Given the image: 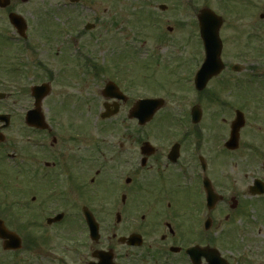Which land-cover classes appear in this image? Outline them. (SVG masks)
<instances>
[{"label":"flooded vegetation","instance_id":"af4514ba","mask_svg":"<svg viewBox=\"0 0 264 264\" xmlns=\"http://www.w3.org/2000/svg\"><path fill=\"white\" fill-rule=\"evenodd\" d=\"M16 1L0 10L16 12ZM63 1L64 9L52 11L62 24L49 20L37 30L33 41L28 31L24 38L14 32V37H9L16 40L19 51L37 52L40 80L35 85H43L48 92L39 104L45 128L26 124L30 135L23 149L15 146L12 150V171L5 164V128L0 122V228L16 232L21 239V246L13 249L0 236V264H192L187 249L193 245L200 246V264H240L228 254L237 246V236L250 245L256 243L250 234L264 238V93L239 101L241 82L264 91V51L243 57L250 62H245L243 69L224 59L221 74L199 88L195 76L204 61V49L198 16L202 8L210 7L209 0L201 5L198 0H178L177 17H172L178 19L174 25L168 21L165 27L149 10L145 25L138 27L140 32L146 28V34L152 32L153 40L162 38L169 48L167 55L158 49L146 58L151 62L154 57L162 71L174 73L178 86L184 84L185 76L187 83L179 96L170 89L144 93L136 74L132 81L139 54L134 46L122 52L114 45L115 50L107 48L110 54L101 60L98 54H85L92 41L101 39L98 30L102 28L111 31L109 44L117 39L113 14L97 7L99 0ZM239 5L235 11L244 20L243 32L248 33L244 46L264 47V4L253 15L252 0H239ZM158 8L166 12L169 7L162 3ZM178 11H182L181 17ZM144 13H130L131 30L136 28L133 18ZM40 16L45 19L47 13ZM227 16L226 24L232 18ZM142 41L146 43V39ZM43 47H60L55 54L60 57L54 63L40 58ZM189 48L200 49V55L188 76L184 68L186 56L193 53ZM27 66L21 61L10 62L5 71L22 73ZM246 69L250 73L239 79L237 74ZM31 87V101L19 114L24 123L26 115L37 109ZM148 98L160 99L163 105L149 120L144 109L140 115L137 112L138 118L132 116L138 101ZM240 111L245 125L234 143L231 130ZM10 113L12 117L14 112ZM224 113L221 128L227 127V131L213 141L210 117ZM160 118L169 119L168 128L152 130L151 123ZM98 122L100 134L91 129L98 127ZM129 124L140 130L131 132ZM216 161L224 166L223 182L215 177ZM27 168L32 179L34 170L38 183L20 190ZM7 171L15 173V190L10 184V191L8 185H2V181H12ZM10 200L16 205L14 217L9 216ZM90 223L97 225L96 235ZM229 239L233 242L222 244ZM166 250L168 257L160 260Z\"/></svg>","mask_w":264,"mask_h":264},{"label":"rangeland","instance_id":"374dc122","mask_svg":"<svg viewBox=\"0 0 264 264\" xmlns=\"http://www.w3.org/2000/svg\"><path fill=\"white\" fill-rule=\"evenodd\" d=\"M99 0V4L97 7H101L102 9L107 8L112 15V19L117 20L118 26L117 28L115 27V30H117V34L114 35L117 37V39H113L111 41V44L107 42V39L110 37L111 31H104V28L101 30H98L100 33L101 39L97 41H92L86 48H85V54L88 56H98V60H101L103 55H108L110 54L108 49H112L113 51L115 50L114 45L119 46L120 48L118 51L125 52L128 50L131 46H134V50L136 52H139L138 56H136V73H133L132 75V81L134 80L135 74H136V80L137 84L143 89L144 93H149V94H157L158 91H161L162 89H170L175 95L179 96L180 95V88L186 85L185 77H184V84L178 86L177 83L175 82V78L173 76L174 73L170 72H164L160 69L159 65L156 64L154 60H156L154 57L150 58L153 61L150 62L148 58H146V55L150 54L151 52H157L159 49L161 51V54L167 55L166 50L169 47H166V44L164 40L160 37H157L155 40H153L151 33H147V29H142L144 32H140L139 30V25L144 26L146 21H147V14L146 12H151L155 13V19L162 20L164 21V27L168 24V21L170 24L174 25L177 21V19L172 18L173 16H176V9L178 8V0L174 1L172 0ZM194 1V0H193ZM197 1V0H196ZM253 1V7L252 10L253 12L251 15H253L254 11H258V13L261 11V7L264 4V0H252ZM203 0H198L196 3L201 5ZM167 4L168 5V10L166 12L161 11L158 6L160 4ZM64 1L63 0H28L26 3H22L21 0H17L14 4V10L17 11L18 13L22 14L28 21L29 28H28V34L32 35L31 41L34 39V34L37 32V30L42 26L48 24V21L50 20L51 23H61V18H53L54 15L52 14V11H58L64 9L63 7ZM225 3L222 0H209L208 5L212 7L213 9H223L225 12L227 11L228 18L230 16L232 17L229 21L228 24L224 23L222 25V29L220 32V36L223 39V53H222V59H225L229 62L234 63L235 65H238L243 69V66L245 62L250 63L249 61H246L245 58L250 54H255V56L259 55V51H264V47H253V48H248L244 46V37L248 35L247 32H243L244 29V20L241 19L236 13L235 8H240L239 5V0H233L230 2V6L224 5ZM11 8V7H10ZM9 8V9H10ZM100 8V9H101ZM145 8V9H144ZM230 12H229V11ZM239 10V9H238ZM139 13V12H145L143 15L140 16H135L133 18V24H136V28L131 27L129 25V18H130V13L134 14ZM47 13V16L45 19H41L40 15ZM59 13H61L59 11ZM223 13V12H222ZM88 15V13H86ZM60 15V14H59ZM178 17H181L182 11H178L177 13ZM226 16V14H224ZM177 17V16H176ZM168 18V19H167ZM252 19V16L250 17ZM258 19V17H256ZM263 28H264V23H263ZM192 32V30H190ZM9 33L10 35H13V32H15V29L13 28L12 25H10L9 20H8V14L7 12L1 11L0 10V91L5 92L8 94V98L5 100H0V112L1 113H9L10 111L14 112L15 117H11L12 119L10 127L6 129L4 132L6 133V142L3 143L6 145L5 148V164L13 170V164L11 163V159L8 157V154L11 155L13 152V149L22 148V146L25 144L27 141V137L30 135V132L27 130L26 125L22 120V117H19L20 112L22 113L23 110L27 108L29 105L31 99H30V87L37 84V82L40 80V77H38V69L36 67V62L38 60L37 52L33 51L32 53L29 52L28 58L27 57H19V54L21 51H17L18 46L15 45L13 42L3 38V35H6V33ZM264 32V31H263ZM157 33V32H156ZM138 34H144L143 37H138ZM149 34V37H148ZM133 35V39L131 36ZM137 36V37H136ZM157 35H155L156 37ZM139 39H136V38ZM189 37V36H188ZM186 37V38H188ZM135 38V39H134ZM143 40L146 39V43H143ZM191 39V38H190ZM193 40V39H192ZM246 40V39H245ZM105 41L107 42L105 44ZM105 44V45H104ZM127 44V45H126ZM193 44V43H192ZM126 45V46H125ZM60 47H54L53 49H47V47H43L42 51H39L40 53V58L45 59V60H51V62L54 63V60H56L60 55H55L56 53H59V50H57ZM10 50V52L17 51V59H15L12 56H15V53L10 54V58H6L8 55L7 52ZM189 50L192 53V55L189 53V55L186 56L185 59V68L184 71L186 74L189 76L190 73L194 72L193 70L196 67V63L199 61L197 60L199 55H200V49H195V48H189ZM116 51V52H118ZM134 51V52H135ZM8 52V53H10ZM78 52H82V49H80ZM95 52V53H93ZM130 54L132 52H129ZM95 54V55H92ZM62 55V54H61ZM264 55V52L263 54ZM14 59V60H13ZM27 63V68L26 70H22L23 72L16 73L13 71H5V67L11 62L14 63H21L23 62ZM118 58H114L112 60H117ZM16 60V61H15ZM201 60V58H200ZM263 68V67H262ZM249 70H243L241 73L237 74L239 79H244L247 74H249ZM230 74V73H226ZM241 74V75H240ZM130 73H126V76H130ZM183 82V81H181ZM242 86V92H240V97L239 101L245 102V99L250 101L249 99L252 96H256L257 98L259 97V94H263L264 91L261 87L259 86H253V85H248L247 81L241 82L240 83ZM97 88V86H95ZM78 90H81V87L77 88ZM58 87H55V91H58ZM54 97V96H52ZM253 98V97H252ZM52 99V98H51ZM50 99V100H51ZM49 100V101H50ZM252 101V100H251ZM255 102H258V100L255 98ZM251 104V102H250ZM247 112H251L249 108L245 109ZM211 113V112H210ZM229 113V112H228ZM212 114V113H211ZM212 116V115H211ZM226 117V114L224 113L222 116L221 115H215L213 117H210V122L212 127V134H213V141L220 136L221 132H225V129L227 131V127L224 129L221 128L222 125V120ZM228 117V115H227ZM230 119V118H229ZM169 122V119L165 118H160L159 121H155L151 123V126L153 127L152 130H158V127L161 128L162 130L167 129V124ZM251 122V120H249ZM101 122H98V127H91L95 132L97 131V134H100L98 128H100ZM131 127L130 131L131 132H137L140 129L136 127L135 125H128ZM249 125H247L245 133L248 131ZM151 128L147 130V132L150 133ZM116 132V131H115ZM107 133H111L108 132ZM104 133V134H107ZM95 136V135H94ZM251 133L247 135V137H250ZM135 145H133L134 147ZM137 146V145H136ZM23 149V148H22ZM20 149V151H22ZM16 151V150H15ZM215 177L219 178L220 182H223V177L222 174L224 172V166H222V162L216 161L215 164ZM15 173H10L7 171V176L12 177L14 176ZM29 178L23 179L28 177ZM32 177L29 169L27 168L25 171V175L23 178L21 177V183L22 185L19 187L20 190L23 189H28L33 186L34 183H38L36 179L37 175L34 173V170L32 172ZM11 179L12 181H2V185H8L12 187L13 190L17 189L18 187V182H14V177L8 178ZM7 207L10 209V217H14L15 213V208L16 205L10 200ZM260 214V213H259ZM253 215V212L251 213V216ZM262 216V213H261ZM260 216V218H261ZM255 217H258L255 215ZM257 221H260L257 220ZM18 229L22 231V228L18 226ZM255 235V234H254ZM235 241H237L236 238H234ZM250 240H254L253 245H250V242H238L237 246L234 245L233 248H230L228 251V254L233 257V260H237L240 262V264H264V238L261 237H255L250 234ZM232 240H222V244H229L232 243ZM243 244L246 246V248L243 247ZM249 246V247H248ZM249 249V250H248ZM157 249L153 250V254L156 252ZM166 253H169L168 250H166ZM166 255V254H165ZM165 255H160L161 257L160 260H163V257ZM179 254H176V256H172V259L176 258ZM168 260V262H173L174 260ZM154 264H165L164 261H160L159 263L155 262Z\"/></svg>","mask_w":264,"mask_h":264},{"label":"water","instance_id":"95a60500","mask_svg":"<svg viewBox=\"0 0 264 264\" xmlns=\"http://www.w3.org/2000/svg\"><path fill=\"white\" fill-rule=\"evenodd\" d=\"M9 0H0V4H3L4 6L9 5ZM200 19H201V27H202V38H204L205 42V47L207 49V56H206V63L201 69L200 72V81H202V86H205L208 82V80L211 78V76L216 75L222 71V68L224 66L222 59H221V52H222V40L221 37H219V32H220V26L222 24V18L220 16H216L210 9H202L201 14H200ZM10 21L12 25H14L21 34H23L26 29H27V24H25L24 19L14 13H10ZM45 92V91H43ZM43 92H37L38 94V99L41 100V97L46 94ZM150 102H146L143 104V108H148ZM139 106V105H138ZM154 107L152 109L145 110V114L149 115L151 112H153ZM39 114L41 117V110L39 109ZM0 118H6V122H8V117L4 115H0ZM31 121L33 123H36L38 121L40 123V126H44L43 121L39 120V118H33L31 117ZM9 123V122H8ZM37 124V123H36ZM244 117L241 112H238V117L235 120V123L232 127V132H233V137L232 141L235 143L236 140L239 137V130L242 126H244ZM38 125V124H37ZM0 236L6 240V246L8 248H15V247H20V239L16 233L10 232L7 230L5 227L2 229L0 228ZM194 250L197 249H191L189 252L194 256L193 260L194 263L200 264L199 263V257L200 254L195 255ZM196 257V259H195Z\"/></svg>","mask_w":264,"mask_h":264}]
</instances>
